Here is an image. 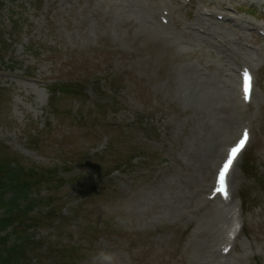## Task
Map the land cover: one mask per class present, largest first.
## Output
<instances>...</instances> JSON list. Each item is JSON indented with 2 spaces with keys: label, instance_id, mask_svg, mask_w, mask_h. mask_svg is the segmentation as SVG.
I'll list each match as a JSON object with an SVG mask.
<instances>
[{
  "label": "rangeland",
  "instance_id": "rangeland-1",
  "mask_svg": "<svg viewBox=\"0 0 264 264\" xmlns=\"http://www.w3.org/2000/svg\"><path fill=\"white\" fill-rule=\"evenodd\" d=\"M155 4L161 19L172 14L167 23L214 26L206 15L215 13L229 44L181 45L175 24L161 32L177 44L157 40L144 9ZM225 12L238 33L218 18ZM255 26L264 33V0H0V162L18 163L49 201L8 236L20 262L45 254L35 262L93 264L103 250L116 264H264V37ZM246 61L256 94L241 107L230 93ZM245 124L254 139L232 176L235 204L221 210L205 191ZM44 171L50 180L38 179ZM234 217L246 227L224 261ZM64 246L75 254L62 257Z\"/></svg>",
  "mask_w": 264,
  "mask_h": 264
},
{
  "label": "bare ground",
  "instance_id": "bare-ground-1",
  "mask_svg": "<svg viewBox=\"0 0 264 264\" xmlns=\"http://www.w3.org/2000/svg\"><path fill=\"white\" fill-rule=\"evenodd\" d=\"M155 6H156V4H155ZM144 9L147 11L146 12V15H147V20H148L147 22H148V25H149V27L146 26L147 27L146 28L147 33H154L151 30V28H152L151 26L152 25H154V26L155 25H158V27H155V28L159 32H160V30H162V29H164V28L167 27V25H164V24L160 23V19H159V15H160L159 7L156 6L155 8L152 9V8H150L148 6H144ZM196 13H197V17L199 18V20L202 21V18L199 17V15H200L201 12L199 10H196ZM170 16H172V14ZM214 16H215L214 13H212L211 16H209V18L211 17L210 23L213 24L214 26H211L210 24H208L206 22V20H204V19H203V21H204L203 24H205V26H202L200 24H193V23H189V24L186 23L187 25H184L181 22L180 19H177L176 20L174 17H173V21H172V19H171V21H169V26L171 24H175V26L177 27V29H179L177 35H178V37L180 39L179 40V43L181 45H184L183 38H188L190 42H199L200 46L202 47L203 46L202 43H204V44L205 43H208V39L205 40L204 39V36L205 35H209L210 37H213L215 39L214 42H211L209 44V46L216 47V48L218 47L219 48V47H222L223 45H220V44L218 45V43L229 44V42H228L229 40H228V38L225 39L224 37H221L222 33H225V31H226L225 28H224L225 26H224V24L222 22H219V21H215L214 22ZM228 16H229V14L226 12L225 13V17H228ZM229 19H231V16H229ZM232 22L234 23L233 31L235 33H238L239 32L238 30L242 29L243 26L240 23H238V21L232 20ZM184 27H187V29H189L190 32H186ZM222 28H224V29H222ZM215 29H219V30H217L219 32V34L215 35V33H211V32H213V30L215 31ZM253 29L255 31L257 30L258 33L260 32L259 28L256 27V26ZM155 32L160 35V36L159 35H155V37H156L157 40L161 39V40L166 41V42H169V43H171V41H173V42H176V44H177V41L174 40V39L172 40V37L171 36H166V35L162 34L161 32L160 33L157 32V31H155ZM172 44L173 45H171V46H175V48L177 49V51L178 52H181L182 55L180 54V57H183V55H187L188 54V52H183L182 51L183 48H184L183 46L182 47L181 46H176L175 43H172ZM170 49L172 50V48H170ZM173 50H175V49H173ZM175 53H176V50H175ZM234 53L235 52L231 51V55L236 60V62H238L239 61L238 60L239 57L237 55H235ZM190 55L191 54H189L188 56H190ZM176 58L178 59L179 56H176ZM246 63L249 64L250 62H247L246 61ZM190 65H191V67H187L186 69H183L184 72L186 73L185 75H187V76H190L192 74L193 70H194L193 63H190ZM190 86H191V88H193L192 85H190ZM230 94H231L230 97H232V100H234L235 102H240L239 104L246 105L244 102L241 101L240 93H238L237 90H234V93L231 92ZM252 102H254V99L253 98H252V100L250 102V105L253 104ZM231 137H233V136H231ZM248 148H249V146L246 148L245 152L248 150ZM245 152L242 153V155L240 156L239 160H241L243 158ZM209 159H210V156L207 157L206 160H202L203 162L201 163L202 174H205L203 176L204 179L207 177L208 172H209V170H208L209 169L208 168V161H209ZM206 187H207V185L205 186V188ZM211 219L212 218H210L208 220V222H206V224L204 226L205 234H211V232L213 234L212 223H213L214 220H211ZM207 232H209V233H207Z\"/></svg>",
  "mask_w": 264,
  "mask_h": 264
},
{
  "label": "trees",
  "instance_id": "trees-1",
  "mask_svg": "<svg viewBox=\"0 0 264 264\" xmlns=\"http://www.w3.org/2000/svg\"><path fill=\"white\" fill-rule=\"evenodd\" d=\"M2 173L6 174L8 182L5 185L0 182V206L6 205L9 213L7 215L0 214V232L12 224L17 217L28 213V211L23 212L19 205V200L26 196V193L31 187L30 181L20 175L19 170L9 167L5 162L0 165V174ZM20 176L23 179H21ZM7 186H10V188L14 186L12 189L15 191V197L10 201H5L4 199V191H6ZM1 244H3V240H0V245ZM16 247L9 250L4 255L1 253L2 249L0 248V264H18L19 259L15 255Z\"/></svg>",
  "mask_w": 264,
  "mask_h": 264
},
{
  "label": "snow or ice",
  "instance_id": "snow-or-ice-1",
  "mask_svg": "<svg viewBox=\"0 0 264 264\" xmlns=\"http://www.w3.org/2000/svg\"><path fill=\"white\" fill-rule=\"evenodd\" d=\"M244 78H245V88H244L245 98L248 99V98H250V91H251V76L247 70L244 71ZM247 140H248V132H247V130H245L243 133V138L239 141V143L236 147H233L231 149V151L228 155V158H227V162L224 164L223 169L220 171V175H219L220 188L218 190L223 192L225 197L227 196L226 174L230 170L236 156L242 150V148L246 144Z\"/></svg>",
  "mask_w": 264,
  "mask_h": 264
},
{
  "label": "clouds",
  "instance_id": "clouds-1",
  "mask_svg": "<svg viewBox=\"0 0 264 264\" xmlns=\"http://www.w3.org/2000/svg\"><path fill=\"white\" fill-rule=\"evenodd\" d=\"M93 264H116V257L114 253L100 250L92 257Z\"/></svg>",
  "mask_w": 264,
  "mask_h": 264
}]
</instances>
